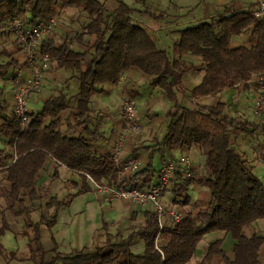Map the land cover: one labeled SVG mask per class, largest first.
<instances>
[{
    "label": "trees",
    "instance_id": "trees-1",
    "mask_svg": "<svg viewBox=\"0 0 264 264\" xmlns=\"http://www.w3.org/2000/svg\"><path fill=\"white\" fill-rule=\"evenodd\" d=\"M58 7H74L89 18L81 33L66 34L61 40L50 34L41 43V53L48 54L58 69L71 72L65 86L50 91L38 111L28 110L23 127L13 112V99L0 88V196L5 204L0 210V238L8 228L3 212L9 210L23 217L24 232L32 234L28 259L33 264H188L199 242L213 232L219 236L207 245L195 264H261L264 232L248 236L245 229L264 219V183L245 154L235 149L232 135L240 132L253 136L255 128H261L264 134V124L235 120L227 113V103L221 100L214 104L197 101L193 108L178 107L176 94L186 91L182 80L190 72L202 74L200 82L188 90L189 97L195 100L225 89L234 90L236 95L253 90L256 78L264 76V20L252 17L254 3L246 9L225 3L223 12L209 21L179 29L172 58L151 38L146 26L133 21V8L123 0H115L111 12H106L101 0H0V18L19 17L33 25L54 17ZM242 34L247 36L245 42L232 45L233 39ZM86 36L92 40L85 43ZM73 42L86 44L87 48L78 50L71 46ZM17 51L19 56L0 63L1 78L9 74L14 80L23 57L20 46ZM186 56L199 57L200 61L195 64L185 60ZM131 69L146 76L151 87L162 90L175 108L152 113L168 121L165 133L156 147H136L128 152L127 156L140 159L134 174L139 182L126 179V183L147 188L156 174L155 156L176 149H198L204 157L203 173L176 177L168 193L179 204L176 210L180 218L174 220L167 214L160 231L155 212L145 211L144 223L125 236L110 233L103 223L102 232L93 237L90 247L60 253L52 240L53 256L46 258L48 250L41 244L40 227L50 229L56 216L41 215L33 221L32 208L26 201L42 200L37 182L41 171L51 163L79 174L81 185L76 195L91 189L80 173L95 180H114L112 149L99 150L87 139L96 133L89 128L91 98L109 92L121 74ZM71 80L75 81L76 92L68 89ZM7 148L13 151L10 161ZM262 149L264 163V146ZM51 176L57 178L56 173ZM191 184L205 188L195 200L187 192ZM63 203L51 197L45 205L57 209ZM186 206H190L189 210ZM134 219L133 214L131 220ZM228 234L234 243L226 252L222 244ZM137 240L143 244L141 253L131 249ZM3 252L0 242V253ZM9 254L14 256L12 251Z\"/></svg>",
    "mask_w": 264,
    "mask_h": 264
},
{
    "label": "rangeland",
    "instance_id": "rangeland-1",
    "mask_svg": "<svg viewBox=\"0 0 264 264\" xmlns=\"http://www.w3.org/2000/svg\"><path fill=\"white\" fill-rule=\"evenodd\" d=\"M105 4L106 12H111L115 7V0H101ZM126 4H128L133 11L131 13V17L135 23H139L145 26H151L153 24L163 23L164 25H173V28H184L189 25H193L199 21L207 20L209 21L211 18L217 15L218 11L224 10V6H219L218 8L214 6V1H208V4L205 2H200V0H195V3H191L184 11L183 16L177 17V20L172 21L170 17L161 19L158 17L159 14L164 13L165 11H170V5H167L164 0H123ZM194 0H190V2ZM199 1L198 4L196 2ZM208 5V8L207 6ZM172 9L174 7L172 6ZM59 14H65L66 19H63L64 24L62 25V18ZM149 15V16H148ZM57 18V25L55 30L51 33L57 40H61L62 37L66 34L73 35L74 33H81L83 31V25L89 21V18L83 13L82 11L76 8H62L58 7L55 15ZM196 18L197 20H195ZM163 28L159 31L160 37L165 40L166 44H158V46L164 50H166L169 55L172 56V42L176 39V37H172L166 32V29ZM59 35V37H58ZM247 36L242 34L238 37H235L232 41V45H237L244 43ZM92 38L86 36L85 43L91 41ZM85 48H87L86 44H83ZM18 46L14 41L13 37L10 34L4 33L0 31V63H5L11 57L15 55H20L17 51ZM23 55V54H22ZM87 59L90 58V55L86 57ZM185 60L191 61L195 64H198L200 59L195 56H186ZM52 61L50 62L49 69L47 75L50 71ZM50 74V73H49ZM138 80L135 81V84H128L125 91L119 94V101L122 102L123 100H131L136 105V116L139 124L141 125V131L139 132H131L125 138L123 150L125 152H129L133 148L136 147H143V146H157L158 143L161 141L165 130L167 120L162 119L159 116H153L152 113H164L169 109H174V102L170 101L166 94L158 89L153 88L149 84V80L146 76L141 75L140 73ZM51 79L53 81H57L56 74H50ZM196 75V74H195ZM6 78L0 77V88L3 89L4 94L12 100V93H13V84L12 79L9 74H5ZM56 77V78H55ZM199 76V80H200ZM45 80H48L45 78ZM68 80V79H67ZM66 80V81H67ZM47 82L43 81L42 84H46ZM52 83V82H51ZM50 84V83H49ZM48 84V85H49ZM75 81L71 80L68 82V89L71 92H76L75 90ZM56 83L49 88V91L55 90L57 87ZM42 88V86H41ZM255 87L253 88L254 91ZM231 91V92H230ZM248 92V91H247ZM247 92L241 93L240 95L234 94V90L232 89H225L223 93L220 95L215 94L211 96H207L198 100L192 99L188 95V90L185 92L177 91V103L178 107L183 106L187 108H193L198 101L199 103L204 104H214L217 100L224 101L227 103V113L235 118V120L241 123H254L263 125L264 124V117L254 116L252 114V105L249 103L251 97ZM36 94V93H35ZM98 94L95 95L97 97ZM44 96V95H43ZM105 99V98H104ZM43 97L38 99V107H40ZM40 101V102H39ZM113 105H109L107 111H104L103 108L100 110V114L98 115L93 114V122L92 127L96 128V131L102 133L103 135L106 131H109L110 122L112 116H119L121 110V104L119 102L115 103L112 102ZM32 106H35L32 104ZM99 107L93 105L92 108ZM112 108V109H110ZM100 120V121H99ZM96 124V125H95ZM104 128V129H103ZM104 130V131H102ZM253 136H249L244 133H234L232 135L233 143L235 149L239 152L245 154L247 159L249 160V164L253 167L254 173L259 177V179L264 183V163L261 161V154H262V146H264V134L261 128H255L253 130ZM110 133V132H109ZM108 133V141L112 142L113 137L112 134ZM115 139V137H114ZM94 145L101 142L97 137H93L91 139ZM114 142V141H113ZM3 145V143H0ZM113 149V144L111 146ZM178 150V154L188 153L187 151ZM173 151V150H172ZM6 152L9 154L8 161L12 159L13 151L10 148L6 149ZM190 156L194 158V162H192V171L197 176L203 173L204 166L203 161L204 157L202 153L196 149L192 148L189 152ZM141 155V154H140ZM163 155H166L170 158L174 157L173 152L168 151L166 153L158 154L155 158L153 164L154 168L156 169L158 166L159 158ZM11 156V157H10ZM43 173V172H42ZM41 173V174H42ZM47 175H40L38 179V192L42 195V200L37 202H31L29 200L26 201L27 205L32 208V212L30 214V219L33 221H38L41 215L51 216L55 214L56 222L50 228H46L45 226L40 227V237H41V244L48 250L46 254V258H51L53 256V252L50 249L53 248V241L52 239L56 238V251L67 252L70 247H82L85 245H90L92 239L91 236L93 232L100 228L106 220H109L114 213L110 210H105L107 207V203L101 202L99 196L96 192L91 188L89 191H85L80 193L79 195H73L68 197V194L74 193L77 189L76 187H72L71 184L68 182L64 184V181H59L56 177H52L50 175L49 178H46ZM205 190L204 187L198 186L196 184H191L188 189V194L190 195L192 200H195L199 197L200 192ZM168 193V192H167ZM167 196L166 205L167 207L177 208L179 204L173 202V198L171 194H165ZM51 197H56L60 201L68 200L67 204H61L57 209L54 206L47 207L45 203H47ZM5 204L3 198L0 196V210L4 209ZM190 207V206H189ZM185 207V209H189ZM184 210V209H183ZM2 212V211H0ZM3 215L8 223L9 229L5 230L2 234L0 242L7 250L10 248H16V255L23 259L27 256L26 252L28 251V241L30 238L29 233H25V226L23 222L22 216H14L12 215L9 210H4ZM109 218V219H108ZM117 220V221H116ZM115 221L109 223L111 224V231L118 232L122 236H125L130 231L137 229L143 223L142 217L138 216L135 220H130L129 216L119 215ZM1 213H0V225H1ZM256 222L252 224V227H255ZM52 230V231H51ZM46 231V232H44ZM52 232V233H51ZM102 232V230H101ZM246 234L250 232V228L245 229ZM51 233V234H50ZM217 232L209 233L204 236V238L199 242L196 248V252L188 264H195L196 258L200 256V254L205 251L207 245L217 238ZM140 244V247L137 245ZM234 240L228 234L224 242L222 244L223 249L226 252L230 251V248ZM143 249L142 242L137 240L134 243L133 251L135 253H141ZM4 250V252L0 253V264H33L30 260H15L12 261L10 259V255ZM141 250V251H140ZM61 264V263H57Z\"/></svg>",
    "mask_w": 264,
    "mask_h": 264
},
{
    "label": "built area",
    "instance_id": "built-area-1",
    "mask_svg": "<svg viewBox=\"0 0 264 264\" xmlns=\"http://www.w3.org/2000/svg\"><path fill=\"white\" fill-rule=\"evenodd\" d=\"M252 17L264 20V0H257L251 12ZM57 20L51 17L47 20L27 24L19 17L0 18V31L10 34L20 46L23 57L16 70L13 84V112L20 119L22 127L27 123L28 102L37 93L47 76L50 62L53 61L46 53H41V43L55 30ZM253 92L252 114L264 117V76L255 80ZM141 131L136 116V105L131 100H123L120 110V125L116 133L112 161L115 167L114 180H95L87 173H80L86 182L105 203L124 200L137 207L150 205L156 214L159 231L167 214L174 220L180 218L173 207H167L165 194L172 188L178 175L189 178L193 175L192 158L189 153L177 154L170 158L163 155L158 160L156 174L147 188L141 189L126 183V179L137 183L134 174L140 166V159L124 154L125 138L131 132ZM15 158V157H14ZM157 249L158 246L155 245Z\"/></svg>",
    "mask_w": 264,
    "mask_h": 264
},
{
    "label": "crops",
    "instance_id": "crops-1",
    "mask_svg": "<svg viewBox=\"0 0 264 264\" xmlns=\"http://www.w3.org/2000/svg\"><path fill=\"white\" fill-rule=\"evenodd\" d=\"M212 1H214V2L210 3V4H214V6H216L217 8L219 6H224V4L227 3V4L232 5L233 8H235V9H246V8H248V6L251 3H254V6H255V3H256L257 0H212ZM164 2L166 3V7H167V5H170L171 10L170 11H165L164 13L159 14L158 17H160L161 19H165V18L170 17V19L172 21H175V20H177V17L184 15V11L187 9L186 7H188L191 3H195V0L193 2L192 1L190 2V0H164ZM200 2H205V3L208 4V1L206 2V0H200ZM198 3H199V1L196 2V4H198ZM172 6L174 7V9H172ZM206 6L208 8V5H206ZM184 8H186V9H184ZM222 12H223V10L222 11H218L217 14H220ZM59 16H61V18H62V25H63L64 22H65V21H63V19H66V17H65L66 15L65 14H59ZM54 17L57 18L56 16H54ZM194 19L197 20L196 18H194ZM173 25H176V23L175 24L173 23L171 25H167V24L164 25L163 23H159V24H153L150 27L146 26V28L148 29V32H149L151 38L156 42V44L157 45L158 44L163 45V44H166V43H165V40H163L160 37L161 35L159 34V31L161 29H163V28L172 27L170 29H166V32L169 35H171L172 37H176V39L172 42V45H173V43L178 38V30L180 29V28H173ZM58 37H59V35H58ZM71 46L76 48V49H78V50H85L86 49L83 46V44H78V43H74V42L72 43ZM21 60H22V58H21ZM49 73L52 74V75L56 74L57 78L56 77L55 78H56L57 81H53V78L51 79V77H50L51 75ZM49 73L46 76V79H48V80H44L47 83L46 84H42V88L30 98V100L28 102V110L38 111L40 109L41 105H42V102H41L40 107L37 106L38 105V99H40L41 97H43V98L46 97L49 94V92H50L49 88H51V86L53 84L56 83L55 87L61 88V87L65 86V84L67 82L66 80L71 77V72L69 70H65V69H58L57 66H56V62L54 60L51 63ZM199 76L202 77V74L201 73H196V72L187 73L184 76L183 80H182L183 87L186 90H190L193 86L197 85L200 82L201 78L199 80ZM138 77H139V74L135 70L131 69V70L125 71L124 73L121 74L117 84L113 85L110 88L109 92L98 94L97 97H95L96 94H94L92 96V98H91V106L93 107V105L97 106L99 104V107L92 108V111H91L92 118H91L90 123H89V128L94 130L96 133L93 136L89 135L87 137V139L89 141H91V139L93 137H97L99 140H101V142H99L98 144L95 145V147H97V149H99V150H107V149L111 148V146L113 144V141H114V137L116 136V133H117V131L119 129L120 115L119 116H112L109 129H107L109 131L105 130L106 133L103 135L102 133L98 134V132L96 131V128L92 127L93 114L98 115L100 110H102L101 108H103L104 111H107L109 105H111V106L113 105V103H112L113 101H114V105L117 102H119L121 104L122 102L119 101V94L121 92L125 91V89L127 88L128 84H130V83L131 84H135V81L138 80ZM223 92H224V90L222 92H220L218 95H220ZM253 92H254L253 90L247 92V94H249L250 97H251V99L249 100L250 101L249 103L251 105H252V101H253L252 100L253 99ZM32 104L35 105V106H32ZM110 109H112V108H110ZM102 131H104V130H102ZM108 133L110 135L112 134V137H113V141L112 142L108 141ZM190 151H191V149L189 151H187V152L189 153ZM171 152H173L176 155L178 154V150H173ZM163 153H166V152L164 151ZM124 154L127 155L128 152L124 151ZM176 155H174V156H176ZM156 157L158 159V154L155 156V158ZM191 158H192V161L194 162L195 160H194L193 156ZM41 173H40V175H47L46 178H49L50 175H53L54 173H56L57 179L59 181H64V183H65V181H69L70 183L73 182V184H75L76 186L72 185V184H71V186L73 188L76 187V189H77L74 193H71L74 196L76 195V192L78 191L79 186L81 185V177L79 176V174L77 172H74V171H72L70 169H67L64 166L59 165L57 163H55V164H53V163L47 164L45 166V168L41 171ZM166 194H168V193H166ZM77 195H79V194H77ZM165 200H168L166 195H165ZM100 201L103 202L101 199H100ZM63 202H64L63 204H67L68 200L66 201V203H65V201H63ZM186 208H187V206H186ZM105 210H110V211H112V213H114V215H112L110 219L108 218L109 220H106L104 222V223L107 224L109 232L114 234V232L111 231L112 225L111 224L109 225V223L115 221L117 219L118 214L119 215H124V216L128 215L130 220H131V215H133V214L135 216V219L138 216H141L142 220H143V223H144V212L145 211H153V208L150 205H146V206H143V207H137V206H134V205H132L131 203H129L127 201L117 200V201H113L111 203H107V207L105 208ZM187 210H189V209H187ZM133 211L135 213H133ZM255 222H256L255 224H257V225H255V227H252L253 226L252 224H254V222L250 226L247 227V228H250V232L248 234H246V235L251 236L254 232H257V231L264 232V219H259V220H256ZM101 227L97 228L93 232V234L91 236L92 241H93V237L98 232H101ZM8 229H9V226H8V228L6 230H8ZM44 232H46V231H44ZM28 233H29L30 236L32 235L30 231ZM225 237H224V239H225ZM224 239H223V242H224ZM52 240L55 241L56 238L52 239ZM92 241H91L90 245H88V246L85 245V246L90 247L91 244H92ZM55 243H56V245L58 244V242H56V241H55ZM137 245L141 249L140 244L137 243ZM142 246H143V244H142ZM82 247H84V246H82ZM82 247L73 246V247H70L67 252H62V251H59V252L60 253H68L72 249L79 250ZM133 247H134V244L131 246L132 251H133ZM4 250H7V249L4 247ZM10 251L14 252V256L10 257V259H9V260H11V262L15 261V260H29L28 259V251L26 252L27 256L24 257L23 259L19 258L16 255V248L13 247V248H10V249L7 250L8 253ZM260 259H261V264H264V246L260 250Z\"/></svg>",
    "mask_w": 264,
    "mask_h": 264
}]
</instances>
